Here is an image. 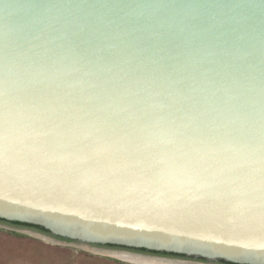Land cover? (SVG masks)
<instances>
[{
    "label": "water",
    "instance_id": "obj_1",
    "mask_svg": "<svg viewBox=\"0 0 264 264\" xmlns=\"http://www.w3.org/2000/svg\"><path fill=\"white\" fill-rule=\"evenodd\" d=\"M0 226L264 264V0H0Z\"/></svg>",
    "mask_w": 264,
    "mask_h": 264
},
{
    "label": "rangeland",
    "instance_id": "obj_2",
    "mask_svg": "<svg viewBox=\"0 0 264 264\" xmlns=\"http://www.w3.org/2000/svg\"><path fill=\"white\" fill-rule=\"evenodd\" d=\"M98 252V251H97ZM0 264H134L63 242L0 226Z\"/></svg>",
    "mask_w": 264,
    "mask_h": 264
},
{
    "label": "bare ground",
    "instance_id": "obj_3",
    "mask_svg": "<svg viewBox=\"0 0 264 264\" xmlns=\"http://www.w3.org/2000/svg\"><path fill=\"white\" fill-rule=\"evenodd\" d=\"M110 254L116 258H119L121 260L134 263V264H197V263H189V262H182V261H170V260H164L159 258H150L146 256H140L135 254H129L125 252H104V251H98Z\"/></svg>",
    "mask_w": 264,
    "mask_h": 264
},
{
    "label": "trees",
    "instance_id": "obj_4",
    "mask_svg": "<svg viewBox=\"0 0 264 264\" xmlns=\"http://www.w3.org/2000/svg\"><path fill=\"white\" fill-rule=\"evenodd\" d=\"M16 225H21V224H18V223H15Z\"/></svg>",
    "mask_w": 264,
    "mask_h": 264
}]
</instances>
